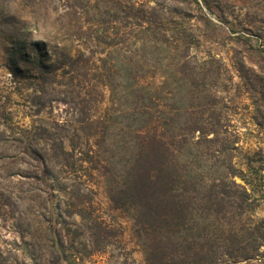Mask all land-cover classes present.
I'll return each instance as SVG.
<instances>
[{
  "label": "rangeland",
  "instance_id": "374dc122",
  "mask_svg": "<svg viewBox=\"0 0 264 264\" xmlns=\"http://www.w3.org/2000/svg\"><path fill=\"white\" fill-rule=\"evenodd\" d=\"M152 22L190 41L191 56L214 60L206 82L216 104L195 117L222 126L198 166L224 171L233 163L243 178L234 181L249 195L245 217L264 218V0H0V264H144L102 171L84 162V145L95 149L98 140L94 126L88 135L83 128L130 123L129 76L144 73L156 88L169 74L166 65L152 76V62L134 64L147 45L134 33ZM41 33L39 65L30 43ZM16 41L25 44L22 57L11 55ZM92 218L109 226L108 242L95 241Z\"/></svg>",
  "mask_w": 264,
  "mask_h": 264
},
{
  "label": "trees",
  "instance_id": "16d2710c",
  "mask_svg": "<svg viewBox=\"0 0 264 264\" xmlns=\"http://www.w3.org/2000/svg\"><path fill=\"white\" fill-rule=\"evenodd\" d=\"M27 29L21 26L19 31ZM41 34L38 41L30 43L38 53L39 65L46 42L45 33ZM134 34L137 42L147 39V45L142 42L135 50L138 58L134 64L142 67L152 62V76L156 67L166 65L169 74L159 75L161 86L156 88L144 84V73L129 76L134 84L132 121L115 128L105 119L84 123V134L94 126L92 132L98 140L95 149L84 145V162L102 171L106 197L130 221L144 264L264 263V218L245 217L250 209L249 195L234 181V177L243 179L242 171L230 161H224V171H205L198 166L200 157L209 155L211 144L218 141L216 131L222 126L218 120L195 117L216 104L206 82L212 78L209 65L214 60L191 56L190 41L167 35L157 23ZM20 42L10 43L11 55L23 56L25 44ZM104 77L110 78L108 74ZM170 83L173 87H164ZM180 96L188 103H178ZM167 99L172 102L167 103ZM182 113L189 115L188 119L178 120ZM115 135L119 144L112 141ZM203 142L206 147L202 153L198 149ZM223 145L222 151L230 149ZM89 228L97 243L108 242L112 235L109 226L95 218Z\"/></svg>",
  "mask_w": 264,
  "mask_h": 264
}]
</instances>
